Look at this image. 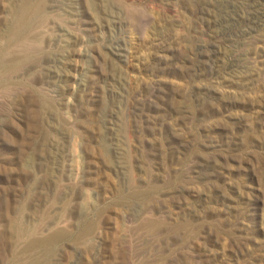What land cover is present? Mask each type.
I'll return each instance as SVG.
<instances>
[{
  "label": "rangeland",
  "instance_id": "374dc122",
  "mask_svg": "<svg viewBox=\"0 0 264 264\" xmlns=\"http://www.w3.org/2000/svg\"><path fill=\"white\" fill-rule=\"evenodd\" d=\"M0 264H264V0H0Z\"/></svg>",
  "mask_w": 264,
  "mask_h": 264
}]
</instances>
